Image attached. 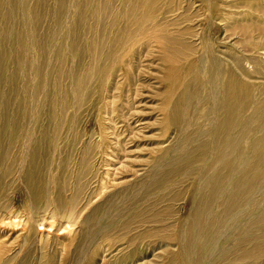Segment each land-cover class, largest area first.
Listing matches in <instances>:
<instances>
[{
    "label": "rangeland",
    "instance_id": "1",
    "mask_svg": "<svg viewBox=\"0 0 264 264\" xmlns=\"http://www.w3.org/2000/svg\"><path fill=\"white\" fill-rule=\"evenodd\" d=\"M123 1L66 0L58 25L57 0H28L27 14L0 0V264H264V176L237 186L264 135V0H160L175 43L136 50L104 94L91 72L125 25ZM230 80L242 82L232 111ZM228 115L244 137L225 166Z\"/></svg>",
    "mask_w": 264,
    "mask_h": 264
},
{
    "label": "bare ground",
    "instance_id": "2",
    "mask_svg": "<svg viewBox=\"0 0 264 264\" xmlns=\"http://www.w3.org/2000/svg\"><path fill=\"white\" fill-rule=\"evenodd\" d=\"M27 1L28 0H22V2H21L22 8L24 9L25 14H27V12H26ZM65 2H66V0H57V11L60 13V16L58 17V25H60L62 23V20H63L62 16L64 15L63 10H65ZM159 3H160V0H124L123 1L124 9H123V12L121 15V19L124 21L125 25H124L123 29L121 31H119L118 34H115V35L110 37V40L108 42L107 55H106L105 59H103L104 63H106L103 66V69H100L98 71L95 70V71L91 72L92 78L96 77L97 82L100 85L99 87L101 90H103L104 94L111 93V90H112L111 88L113 86L117 85V84H114V83H116L115 82V79L117 77L116 73L122 72V76H123V80H124L123 84L128 80V77L132 72V66H131V63L129 62V60H131L136 55L134 53H136V52L139 53L140 50H142L145 47L149 48V46L151 44H154L160 51L166 50V49H164L166 44H171V42H174V40L171 38L172 35L168 33V31H169L168 26L164 25L165 23H162V24L159 23L157 20V14L159 11V8L157 9V7H158ZM92 16H93V14H92ZM93 46L95 47V45H93ZM30 48H31V42L27 43L26 52H28L30 50ZM71 52L75 57L78 54L76 47H74V46L72 47ZM99 55H100V53H99ZM78 58H80V57L78 56ZM25 60H26V58H25ZM165 61H166V59H165ZM241 63H242V61L237 60V62L235 64V69L237 68V69L242 70L243 68L241 67ZM236 83L237 82H233L230 80V86L228 85L230 88V93H231L230 103H228L227 109H226L228 111H232L233 109L236 108L237 104L235 102L237 99V94L241 93V91H242V89H239V85L242 82L237 83V84ZM42 84H44V83H42ZM81 84L83 85V83H81ZM73 85H74L75 105H76V109H79L84 103L83 101H84V92L85 91L83 90L82 86H80V84L73 83ZM237 85H238V87H237ZM85 90H87V89H85ZM110 95H109V97H110ZM120 96H121V94L117 95L116 98H119ZM135 96H136V94H135ZM104 99L106 100V97ZM115 102L116 101L111 102L109 104L106 103L104 107L105 108L109 107V108H112L114 110ZM172 114H174V115H172ZM172 114H170L169 116L171 118H174V117L176 118L177 113L175 114L174 112H172ZM177 120H179V119H176L175 122H177ZM241 125H242V123H241ZM235 127H237V126L234 125V123L232 121V116L230 115V117H229V115H228V118L225 121H223L221 126L218 128L219 130H221V132L223 131L224 133L227 134V136H225L226 134L224 135L225 137L221 141L218 140L217 145H216V156L218 158H220L221 160H223L225 166H226L225 162H227V159L229 156L235 155L236 157L238 156L237 158H239L241 156V154H240V152H241L240 142L242 141L241 137H244V130L241 132L242 134H240L239 136L231 137L230 132L233 131ZM244 128H245V126H244ZM103 130L105 131L106 128H103ZM111 130H113V129H111ZM12 144H14V140L9 141V145H12ZM119 145H121V144H119ZM119 145L117 143V145H115L116 148ZM113 150H114L113 153L115 154L116 153L115 149H113ZM118 151L119 150H117V152ZM40 152H41V150H40ZM4 154L5 153L2 154V156L0 157V160L7 159ZM36 155L37 154H36L35 149H33L27 153L21 152V157H25L26 159H29L31 162L35 161ZM246 156L250 157V162H249V164L247 163L249 170L246 169V166L242 168L241 176L237 181V186H239L238 188L240 189V191H243L244 187L246 188V186H249V185L251 186L253 184H254L253 188H255V186L259 185V177L264 176V167H263V165H264V135H263V137L256 139V140L251 142L249 152L247 153ZM253 159H255V160L257 159V163L253 162ZM120 167H122V165ZM230 169L233 170L230 167L229 169H227V172H229ZM250 172H253V173L250 174ZM2 176H0V177H2ZM31 176H32V174H28L26 176L25 186H26V191L28 193L31 206L33 208L34 205L40 204V200L43 197L37 190H34V183L32 182ZM224 178H227V177L225 176ZM256 179H258V183H256ZM212 183H214L216 185V183H218V178L215 177L213 179ZM2 189H3L2 183L0 182V196L2 195ZM243 192H242V194H243ZM45 201H46V199H45ZM226 205L230 209H232V208L236 209L240 205H244V207H245V205H247V204H226ZM207 206L211 207L212 204H208ZM71 210L72 209H70V211ZM73 214H74L73 211L69 212L68 216L70 217ZM28 216H29L28 219L31 220L32 219L31 213H29ZM200 217H201V214L199 211L198 214H196L193 217L194 219H192V221L189 222V224L192 226L200 225L201 224V218ZM263 220H264V218H263ZM257 247L259 249V245H257ZM185 250H187V248H185ZM262 251L264 253V249ZM261 253L262 252H260V254ZM244 254L242 255L243 257L245 256ZM246 257H248V259H249L251 257V254L250 255L248 254V256L246 255ZM256 258H257V256H256Z\"/></svg>",
    "mask_w": 264,
    "mask_h": 264
}]
</instances>
